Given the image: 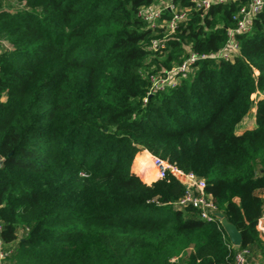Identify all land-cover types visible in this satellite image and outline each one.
I'll list each match as a JSON object with an SVG mask.
<instances>
[{"label":"trees","instance_id":"obj_1","mask_svg":"<svg viewBox=\"0 0 264 264\" xmlns=\"http://www.w3.org/2000/svg\"><path fill=\"white\" fill-rule=\"evenodd\" d=\"M156 1L0 0V223L10 264H231L219 224L174 205L185 190L169 172L142 180L141 149L202 178L249 260L264 259V97H253L264 91V7L251 32L235 35L233 61L198 59L151 92L152 78L189 52L219 50L246 0L191 11L153 51L161 34L137 11ZM253 106L255 126L236 133Z\"/></svg>","mask_w":264,"mask_h":264},{"label":"built area","instance_id":"obj_2","mask_svg":"<svg viewBox=\"0 0 264 264\" xmlns=\"http://www.w3.org/2000/svg\"><path fill=\"white\" fill-rule=\"evenodd\" d=\"M229 1L234 0H157L150 5L140 7L137 15L154 34H161L160 38L152 39L150 46L153 51H162L166 47L165 40L175 32L180 23L188 19L191 11H198L201 15H204L212 6ZM263 7L264 0H246L244 4H240L234 15H232V18L235 19V26L227 28L226 41L219 50L208 55L195 51L189 52L182 63L166 71L163 77L152 78L150 91L152 92L157 88L163 89L164 86L175 85L180 77L186 76L192 63L206 56L212 59L233 61L239 48V42L235 35L251 32L253 27L252 20L263 10ZM149 159L155 179L162 178L169 172L184 187V195L174 203L175 206L189 204L198 210L199 218L209 222L216 221L220 226L217 216L220 211L213 202L211 195L205 191V183L202 178L192 172H184L174 163L159 156L153 155ZM261 209V215L256 221V230L260 239L264 242V199ZM1 232L2 224L0 223V264H10L13 247L3 242ZM225 235L224 232V237ZM227 246L234 249L231 264H262L261 262H251L249 260V250L247 248L234 246L229 239ZM172 260L174 261L176 258Z\"/></svg>","mask_w":264,"mask_h":264},{"label":"water","instance_id":"obj_3","mask_svg":"<svg viewBox=\"0 0 264 264\" xmlns=\"http://www.w3.org/2000/svg\"><path fill=\"white\" fill-rule=\"evenodd\" d=\"M217 216L219 218L220 226L225 232L230 243L234 246H240L242 243V237H241L240 232L235 227V225L229 222L221 212H219Z\"/></svg>","mask_w":264,"mask_h":264},{"label":"crops","instance_id":"obj_4","mask_svg":"<svg viewBox=\"0 0 264 264\" xmlns=\"http://www.w3.org/2000/svg\"><path fill=\"white\" fill-rule=\"evenodd\" d=\"M253 97H255V99H258V98H262L264 97V91L262 93H259V94H254ZM255 110H256V107L253 106L251 108V112H252V117L251 118H248V114L249 112L245 115V117L239 122V124L236 126V133H241L242 131L246 130V129H252L254 126H255ZM143 152H146L148 153L146 150L144 149H141L139 153H143ZM135 158H136V155H135ZM134 158V160H135ZM133 160V162H134ZM133 165V164H132ZM142 174V173H140ZM139 175V174H138ZM155 180V179H154ZM152 179V181H154ZM151 181V182H152ZM150 182V183H151ZM150 183H147V184H150ZM260 196L262 197V199H264V190L260 193Z\"/></svg>","mask_w":264,"mask_h":264},{"label":"rangeland","instance_id":"obj_5","mask_svg":"<svg viewBox=\"0 0 264 264\" xmlns=\"http://www.w3.org/2000/svg\"><path fill=\"white\" fill-rule=\"evenodd\" d=\"M247 117L248 118H251L252 117V112L251 111L249 112V114H248ZM139 152H140V150L136 153V157H139L142 154V153H139ZM150 156H153V155L151 153H149V152L148 153H146V152L143 153V162H145L146 168L144 167L145 168V170H144L143 165H142L141 170H140V173H142V171H143V173L141 174L142 175V178H143L142 180L144 182H146V183H150L152 180H146L144 178V173H145V177L147 179H153V176L151 177L150 174L154 175V172H153L152 167H151V163L148 165L149 167L147 166V162H148V159L150 158ZM149 162H150V159H149ZM132 170H133V168H132ZM133 171L135 172V170H133ZM136 171L139 172L137 169H136ZM259 259H260L259 262H261L262 264H264V259H262V258H259Z\"/></svg>","mask_w":264,"mask_h":264},{"label":"bare ground","instance_id":"obj_6","mask_svg":"<svg viewBox=\"0 0 264 264\" xmlns=\"http://www.w3.org/2000/svg\"><path fill=\"white\" fill-rule=\"evenodd\" d=\"M150 164V162H149V159H148V162H147V166ZM146 168V164H145V162H143V168ZM149 167V166H148ZM145 168H144V170H145ZM149 172V171H148ZM140 173V172H139ZM151 173V172H150ZM151 175V177L153 176V180L155 179V175H152V174H150Z\"/></svg>","mask_w":264,"mask_h":264}]
</instances>
